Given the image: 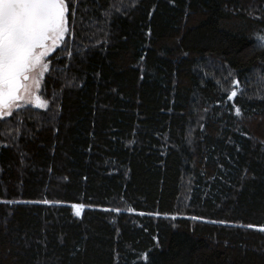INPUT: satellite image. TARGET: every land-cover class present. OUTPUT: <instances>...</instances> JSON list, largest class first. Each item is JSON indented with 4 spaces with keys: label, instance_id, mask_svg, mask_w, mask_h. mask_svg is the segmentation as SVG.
I'll list each match as a JSON object with an SVG mask.
<instances>
[{
    "label": "trees",
    "instance_id": "trees-1",
    "mask_svg": "<svg viewBox=\"0 0 264 264\" xmlns=\"http://www.w3.org/2000/svg\"><path fill=\"white\" fill-rule=\"evenodd\" d=\"M73 7L0 118V264H264V0Z\"/></svg>",
    "mask_w": 264,
    "mask_h": 264
},
{
    "label": "snow or ice",
    "instance_id": "snow-or-ice-1",
    "mask_svg": "<svg viewBox=\"0 0 264 264\" xmlns=\"http://www.w3.org/2000/svg\"><path fill=\"white\" fill-rule=\"evenodd\" d=\"M70 6L71 0L68 3L66 0H0V112L3 115H10L8 110L24 98L22 93L28 91L29 81L39 86L40 73L50 70L43 60L54 48L63 45L61 50L72 55L66 35L74 43L70 28L75 27L76 9H72L73 23L69 25ZM232 84L238 87L239 81L233 80ZM236 96L233 90L227 98L232 100ZM36 99L35 107L46 106ZM235 114L240 116L241 110L236 108ZM72 207L74 215L79 217L83 205ZM258 230L264 232V226Z\"/></svg>",
    "mask_w": 264,
    "mask_h": 264
},
{
    "label": "rangeland",
    "instance_id": "rangeland-1",
    "mask_svg": "<svg viewBox=\"0 0 264 264\" xmlns=\"http://www.w3.org/2000/svg\"><path fill=\"white\" fill-rule=\"evenodd\" d=\"M42 75H43V72H41L39 75V81H38L39 85L41 83ZM28 83L30 84L28 91L22 93L24 98L17 100L15 102V104L13 105V107L11 109H9L8 111L12 112L13 109L20 107L22 105H33L34 106L36 104V102H37L36 98L38 97L37 93H38L39 86L37 87L36 84L33 83L32 81H29ZM39 101L43 102L45 104V102L42 101L40 98H39ZM6 116H8V115H3V113L0 112V117L5 118Z\"/></svg>",
    "mask_w": 264,
    "mask_h": 264
},
{
    "label": "flooded vegetation",
    "instance_id": "flooded-vegetation-1",
    "mask_svg": "<svg viewBox=\"0 0 264 264\" xmlns=\"http://www.w3.org/2000/svg\"><path fill=\"white\" fill-rule=\"evenodd\" d=\"M43 78V75H42V77H41V79ZM34 107H35V105H34Z\"/></svg>",
    "mask_w": 264,
    "mask_h": 264
}]
</instances>
